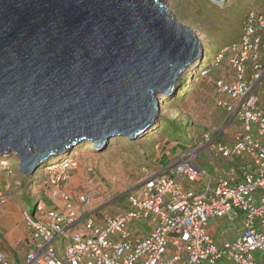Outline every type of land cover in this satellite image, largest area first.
<instances>
[{"label":"built area","instance_id":"built-area-1","mask_svg":"<svg viewBox=\"0 0 264 264\" xmlns=\"http://www.w3.org/2000/svg\"><path fill=\"white\" fill-rule=\"evenodd\" d=\"M216 62L231 68L214 82L223 122L156 172L143 171L125 192L124 215L94 222L89 212L74 210L58 189L77 169L68 154L46 169L51 200H62L64 209L39 205L34 216L25 214L27 250L16 260L0 249V264H259L255 253L264 264V5L249 7L239 38L219 50ZM231 125V139L221 141ZM203 152L209 159L200 166ZM86 175L92 185L94 167ZM190 183L200 185L182 189ZM9 200L0 190V214ZM89 202L77 197L82 207Z\"/></svg>","mask_w":264,"mask_h":264},{"label":"water","instance_id":"water-1","mask_svg":"<svg viewBox=\"0 0 264 264\" xmlns=\"http://www.w3.org/2000/svg\"><path fill=\"white\" fill-rule=\"evenodd\" d=\"M163 2L0 0V156L30 176L80 143L149 129L203 55Z\"/></svg>","mask_w":264,"mask_h":264},{"label":"rangeland","instance_id":"rangeland-1","mask_svg":"<svg viewBox=\"0 0 264 264\" xmlns=\"http://www.w3.org/2000/svg\"><path fill=\"white\" fill-rule=\"evenodd\" d=\"M229 1L225 5L226 2L222 4L215 0H164L163 3L172 17L190 28L201 42L203 56L188 70L177 91H174L163 103L160 102L158 117L148 129L149 132L141 134L142 136L134 140L124 137L112 138L107 142L104 150L94 146L87 148L86 144L90 142H84L67 152L72 159H75L77 169L72 172L67 182L58 185V189L70 196L77 213L89 212L94 222H101L108 216L124 215L127 210L125 192L138 184L144 175L143 171L156 172L155 166L164 154L175 155L177 151L185 148V139L190 138L191 142H194L204 129L211 130L223 122L224 115L220 120V115L216 114L219 110L215 112L214 82L220 74L228 72L231 68H227L225 62H216L217 52L239 38L241 21L249 7L264 5V0ZM261 93L264 96V79ZM170 122L176 124V130L181 129L185 123V135H175L170 132L168 138L163 131L165 126L171 125ZM233 130V125L227 127L221 138L231 139ZM170 140L177 142L171 143ZM208 159V154L203 152L198 164L203 166ZM2 161L8 162L9 165L5 167L6 173L0 170V190L7 193L10 196L9 203L15 202L17 207L10 206L8 214L0 219V234H4L7 238H15L24 231L28 237L30 230L24 221L25 214L32 216L28 213V209L32 213L34 205L36 211L39 205L56 208L51 200L53 187L49 175L41 179L48 166H41L33 175L25 176L19 172V162L14 156H0V167L6 164L2 165ZM89 167H94L97 173L92 185L86 175V169ZM10 168L16 170L10 172ZM206 170L212 173V168L208 167ZM203 184L205 185L206 182ZM199 185L190 183L183 185L182 189H197ZM79 195L88 196L90 202L85 207L77 203ZM63 204L62 200L56 202L59 206ZM150 230L149 226L143 224L144 234L149 233ZM227 231L231 237L232 231L230 229ZM216 236V240L220 241L218 234ZM0 249L12 257L16 255L21 257L23 253L19 246L13 249L3 241L0 243ZM253 256L256 262L263 263L260 253H255Z\"/></svg>","mask_w":264,"mask_h":264},{"label":"crops","instance_id":"crops-1","mask_svg":"<svg viewBox=\"0 0 264 264\" xmlns=\"http://www.w3.org/2000/svg\"><path fill=\"white\" fill-rule=\"evenodd\" d=\"M215 112L217 111V110H219V113H216V114H218V115H220V120H222V115H223V113H222V110H220V109H217L216 107H215ZM218 112V111H217ZM215 114V115H216ZM211 129H213V128H211ZM204 130H210V129H204ZM203 130V131H204ZM232 137V136H231ZM230 140V139H229ZM229 140H225L224 138H221V141H224V142H227V141H229ZM184 146H186V145H184ZM171 147V146H170ZM182 151V150H181ZM181 151H177V153H175V155L176 154H178L179 152H181ZM159 155L157 154V157H158ZM60 191V190H59ZM60 192H62V193H65V192H63V191H60ZM67 194V193H66ZM122 196V195H121ZM59 201V200H58ZM56 202H57V200H55V201H53V203H54V207H56L57 209H59V210H62V206H59V205H56ZM17 207V204L14 202V204L12 203V202H10V203H7L5 206H4V208H3V211H2V213L0 214V219L1 218H3L5 215H7L8 214V212L10 211V209H11V207ZM143 226V225H142ZM141 225L139 226V227H142ZM2 237V238H1ZM29 237V236H28ZM28 237L25 235V232L24 231H22L21 233H20V235L19 236H17V237H13V238H7L4 234H0V243L3 241V243H7V245L9 244V246L11 247V248H18V246L20 247V248H24L23 249V253H22V255H21V257H19L20 255H16V257H13V258H15L16 260H19V259H22L23 258V256H24V254H25V252H26V250H27V242H28ZM27 239V240H26ZM22 241H24V242H22ZM15 256V255H14ZM12 257V256H11ZM19 257V259H17Z\"/></svg>","mask_w":264,"mask_h":264},{"label":"trees","instance_id":"trees-1","mask_svg":"<svg viewBox=\"0 0 264 264\" xmlns=\"http://www.w3.org/2000/svg\"><path fill=\"white\" fill-rule=\"evenodd\" d=\"M225 2H226V4L225 5H227L230 1L229 0H224ZM224 5V6H225ZM244 18H245V16L243 17V19H242V21H241V29H242V25H243V22H244ZM218 53H219V51L217 52V55H218ZM170 124L172 125H167V126H165V131H163V132H165L166 133V136L168 137V138H170L169 137V135H170V132L171 133H173V134H177V135H180V134H183V135H185L184 134V128H185V126H186V124L184 123L183 124V126H182V128L181 129H177L176 130V124L175 123H172V122H170ZM176 130V131H175ZM179 132H181V133H179ZM123 140V139H122ZM176 140H170V142L172 143V142H175ZM177 142V141H176ZM191 142V139L190 138H187V139H185V142H184V145H188L189 143ZM174 155H165L164 154V156L160 159V160H158V162H157V166H155V169H159V168H161V167H163L164 165V162H166L167 163V161L170 159V158H172ZM63 157H65V156H63ZM63 160V158H58V160H55V159H50V160H48V161H46V162H44L43 164H42V166H47V165H49V164H55V162L54 161H57L56 163H59V162H61ZM165 160V161H164ZM6 164L3 166V167H0V170H3V173H6V169H5V167L6 166H8L9 164H8V162H5ZM158 163H159V165H158ZM165 163V164H166ZM10 170V172H12V171H14V170H16V169H9ZM47 174L48 173H46L45 172V174H43V176L41 177V179H45L46 178V176H47ZM26 197H28V196H26ZM36 207H35V205H34V209H33V212L32 213H30L29 212V209H28V213L30 214V215H32V216H34L35 215V213H36V209H35ZM27 240V239H26ZM22 251H23V249L24 248H20ZM17 259H19V257L17 258Z\"/></svg>","mask_w":264,"mask_h":264},{"label":"bare ground","instance_id":"bare-ground-1","mask_svg":"<svg viewBox=\"0 0 264 264\" xmlns=\"http://www.w3.org/2000/svg\"><path fill=\"white\" fill-rule=\"evenodd\" d=\"M202 56H203V55H202ZM202 56H201V57H202ZM200 59H201V58H200ZM200 59H199V60H200ZM200 75H201V74H200ZM172 94H173V93H172ZM172 94H170V95H168V96H162V97L160 98V102L163 103L166 99H169L168 97H170ZM145 132H149L148 129H147L146 131H144L143 133H141V134L144 135ZM141 134H140V135H141ZM140 135H139V136H140ZM142 135H141V136H142ZM93 146H94V145H93V142H92V141H90V143H87V144H86V147H87V148H90V147H93ZM64 155H68L67 152L61 154L60 156L54 157L53 159L58 160V158H64V157H63ZM54 162L56 163L57 161H54ZM4 164H5V161H2V165H4Z\"/></svg>","mask_w":264,"mask_h":264},{"label":"clouds","instance_id":"clouds-1","mask_svg":"<svg viewBox=\"0 0 264 264\" xmlns=\"http://www.w3.org/2000/svg\"><path fill=\"white\" fill-rule=\"evenodd\" d=\"M215 1H217L218 3L221 1V0H215ZM70 154V153H69ZM56 164V163H55ZM141 179V178H140Z\"/></svg>","mask_w":264,"mask_h":264}]
</instances>
